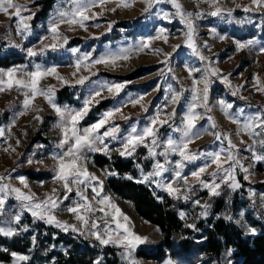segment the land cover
<instances>
[{
  "label": "rangeland",
  "instance_id": "rangeland-1",
  "mask_svg": "<svg viewBox=\"0 0 264 264\" xmlns=\"http://www.w3.org/2000/svg\"><path fill=\"white\" fill-rule=\"evenodd\" d=\"M40 0H13V3L23 5L20 15L25 19L23 23L28 25L27 30H22L17 34L19 18L14 15L15 9L9 8L8 13L0 12V47L2 53H15L23 61L9 68H0V72H7L9 69L18 68L23 71H35L39 65L41 69L55 67L57 73L64 78L67 83L57 80L54 76H46L39 82L41 89H47L50 85L54 88L53 102L65 110V119L61 122L52 106L45 100L44 96L37 95L30 107L25 111L23 106L24 90H5L0 92V129L4 130V135L0 136V186L9 185L5 210L0 214V227L12 228L15 233H26V238L35 236L34 223L42 222L47 227L52 228L61 234H68L67 238L82 241V248L87 246L101 252L110 249L115 252L118 263L116 264H165L172 261V264H217L205 254L200 253L198 247L203 239V232L197 230L198 224L205 223L210 218H222L237 226L244 235L255 236L264 232V160L257 161L253 157L264 156V127L252 129L251 134L243 130V126L257 112L264 113V93L257 90L264 87V52L260 51L264 47V7H257L251 0H178L185 13L191 12L188 17L191 20L194 33L193 40L197 50L206 57L200 60L193 53L192 48L187 46L188 27L181 22L177 15V10L168 0H129L132 4L130 8L117 7L121 0H106L102 6L91 9L89 15L96 13V18L85 22V28L79 25H69L61 23L59 25V39L53 40V34L49 28L53 23L59 22L60 11H70L72 5L70 0H57L46 19L35 22L36 13L40 10L37 5ZM151 2L148 12L144 8ZM219 7L221 13L212 16L210 13ZM115 8V11L110 9ZM248 8L249 11L244 9ZM231 10V14H229ZM196 13H200L197 17ZM167 14V15H166ZM22 28V24L20 25ZM163 30V33H161ZM161 35L157 39V35ZM167 37V42L164 40ZM224 37V39H220ZM67 38V43L64 42ZM249 40L255 43L249 47L238 50L237 43H247ZM55 43L57 48L53 51L50 47L43 54L39 50L45 45ZM144 43L149 47L142 51H137ZM62 45V46H61ZM180 45L173 52V47ZM33 49L38 54L28 56V49ZM159 51H156V50ZM75 50V51H73ZM129 56L127 60H117L115 64H93L92 61L107 57L109 55H119L125 52ZM171 53V55H167ZM87 57V59H85ZM77 61H81L79 69L76 67ZM211 69H217L213 75ZM191 70V75L189 71ZM75 73V75H73ZM18 72L17 76H22ZM80 77H88L84 84L76 81ZM223 77H227V83L223 82ZM254 77H258L260 83L257 84ZM208 83V100L204 104L203 89L204 81ZM201 81L195 85L196 95L199 100L193 101V81ZM103 84H123L124 87L118 94H112L107 88L101 90ZM231 85V86H229ZM242 85V87H240ZM64 91L70 96L72 103H58L57 92ZM96 91H101V95L96 97L98 103L89 105V111L83 119L79 121L78 129L80 134L83 130L90 128L103 118V114L115 108L121 111L116 113L108 124L99 129L97 135H103L109 127H118L115 138L104 137V144L107 151H93L85 147L81 150L83 159L80 163L85 166L88 172L95 174L103 182L101 195L110 198L123 216L118 217L121 223H126L131 231L141 237H147V241L138 244L134 250H127L124 244L102 245L92 235V232L99 231L100 235L107 238L104 225L108 224L112 229L111 236L116 238V225L112 216H105L103 212L94 211L83 213L89 224L83 225L75 216L67 212L68 207H75L77 203L83 201L76 195L78 190L76 185H71L72 191L67 193L65 199V189L63 183L54 180L57 161L54 156L62 155L67 151L69 145L63 148L59 146L63 139V132L58 124L68 125V111L80 110L84 106L85 99L89 98ZM233 91L236 92L233 95ZM179 94L177 103L172 102L173 94ZM142 97V99H141ZM244 97V99H241ZM133 100L140 103L135 106ZM223 101V107L221 105ZM195 104V113L199 114L194 133H199V137L193 135L191 143L188 144V151L197 156V159L183 161L181 175L187 177L190 186L187 191L188 199L183 196L179 198L171 196L168 192L158 186V182L168 183L173 181L176 171V163L181 160L178 153H168L167 157L160 155L164 152L166 142L169 138L182 144L183 118ZM142 105L144 107H142ZM227 105H232L226 108ZM147 109V111L144 110ZM224 108H226L227 115ZM175 110V114L171 115ZM21 112L25 114L20 115ZM159 114L161 120H167L163 125L157 123V144L152 145L151 138L144 144L136 146L131 155H120L123 151V143L132 128L135 127L137 133L149 126L152 118ZM39 116L40 119H35ZM128 117V119H124ZM211 117V121L208 119ZM87 120L90 123H86ZM235 120L236 123L232 121ZM212 121L215 127H212ZM216 133L220 134V139H216ZM225 134L236 145L231 149L239 164L234 167V175L240 187L233 190L228 185L222 183L221 178L224 172L218 173L215 182L220 183L218 191L220 195L213 196L209 190L197 183L191 175L201 167L207 166V170L202 174L201 179L211 183L216 172V165L211 163V158L202 153L221 152V161L226 159L228 154V140L224 139ZM69 135H71L69 133ZM243 141V143H241ZM19 142V143H17ZM72 141L70 140L69 144ZM96 148H102L99 141ZM149 147L155 149L156 155L149 154ZM5 149H8L5 151ZM139 151L145 152L144 161H138ZM94 155H101L109 160L113 155L127 161L133 160L134 165L130 172L118 174L109 166L99 168L93 161ZM167 160V163L165 162ZM31 161V162H30ZM156 163L165 164L167 169L160 177H151L143 181L144 176L154 171ZM234 162L224 163L225 169ZM242 168L247 169V172ZM109 173H115L111 175ZM24 177L27 187L20 183L19 177ZM247 176V179L245 177ZM128 177H131L129 179ZM110 178H119L126 181L142 184L146 186L159 201L168 199L172 202V209L183 225L193 231L191 247L182 250L174 247L173 253L166 250L165 256L160 261L146 260L137 257L138 250L163 241L160 230L140 218L134 211L132 205L117 197L107 189L106 183ZM79 186V190L88 197L95 209L103 207L105 211L114 212L108 206L97 204L92 197L95 195L92 186ZM185 191L183 179L176 181L175 185ZM11 188H20L25 194L34 193L36 200L45 198V194H52L60 201L59 208L50 213L62 223L74 225L78 231L73 232L71 228L64 231L62 228L49 224L46 220L37 219L31 212L23 207L22 202L16 199V194L11 192ZM53 189L55 193L53 194ZM97 191H100L97 188ZM5 191H0V197H4ZM200 205L207 204V215L202 216L204 211ZM221 201L223 208L219 213H215L216 202ZM183 212L182 219L180 213ZM242 214V215H241ZM20 216V221H15V216ZM128 217V221L124 220ZM226 216L232 220L225 219ZM95 221L98 229L91 227V221ZM239 221V223H237ZM22 223V224H21ZM194 225V227H188ZM255 229L254 233L248 231ZM123 235V230H119ZM0 237L10 238L0 235ZM56 238L55 235L52 237ZM86 242V243H83ZM60 245H56L58 247ZM53 249V248H52ZM131 254L128 255V252ZM6 248L0 246V264H13L14 258ZM63 256L69 255L67 247L60 246ZM19 255L29 256L25 253L15 252ZM3 259H7L4 261ZM28 261V260H27ZM27 261H17V264H24ZM102 255H98L92 264H100ZM228 259L226 264H231ZM52 264V263H50Z\"/></svg>",
  "mask_w": 264,
  "mask_h": 264
},
{
  "label": "snow or ice",
  "instance_id": "snow-or-ice-1",
  "mask_svg": "<svg viewBox=\"0 0 264 264\" xmlns=\"http://www.w3.org/2000/svg\"><path fill=\"white\" fill-rule=\"evenodd\" d=\"M156 2H161V0H156ZM173 7L177 10V15L180 17L181 22L185 23L188 27V33H187V46L192 48L193 53L199 57L200 60H205L206 57L200 54V52L197 50L195 42L193 40V33L194 28L192 25L191 20L188 19V17H191L193 13L188 12L185 13L182 10L181 4L178 2V0H168ZM205 2H211V0H205ZM70 3L72 5L70 11H60L59 12V22L53 23L49 31L53 34V40L59 39V25L61 23H67L69 25H79L81 28H85V22L88 20H92L96 18V13H93L92 15H89L91 12V9L96 6H102L106 3V0H70ZM251 3L257 7H264V0H251ZM132 4L129 2V0H121L120 3L117 4V7H123V8H130ZM23 5L15 4L13 3V0H0V12H4L5 14L8 13L9 8L15 9L14 15L19 18V24L17 28V34H21L22 30H27L28 25L26 23H23L25 19H30L31 17L25 18L20 15L21 10L23 9ZM151 7V2L148 4L147 7L144 8L145 12L149 11V8ZM111 11H115L116 9H110ZM245 11H249L248 8L244 9ZM221 13V9L217 7L215 11H212L210 15L217 16ZM229 14H231V10H229ZM167 15V14H166ZM197 17L200 16V13H196ZM22 24V28L20 25ZM161 33H163V30H161ZM157 39L161 38V35H157ZM165 42H167V37H163ZM220 39H224V37H220ZM64 42L67 43V38H64ZM255 41L249 40L246 44L245 43H237L236 47L238 50L243 49L245 47H249L253 45ZM62 46V45H61ZM51 48L53 51L56 50L57 45L55 43L51 45H45L43 48L39 50V54H43L47 48ZM148 43H144L140 48L137 49V51H142L144 48H148ZM180 45H175L173 47V52L176 51L177 48H179ZM75 51V50H73ZM125 52H122L119 55H109L107 57H102L100 59L93 60V64H115L117 60H127L129 56ZM156 51H159L158 49ZM261 52H264V47L260 48ZM38 53L34 51L33 49H28V56H36ZM171 55V53L167 54ZM87 59V57H85ZM81 64V61H77L76 67L79 69ZM22 72L23 75L18 77L17 73ZM211 72L213 75H216L218 70L217 69H211ZM75 75V73L73 74ZM189 75H191V70L189 71ZM46 76H54L57 80L67 83V81L64 80L62 76H60L55 67H51L48 69H41L39 65L36 66L35 71H23V69L18 68H12L9 69L7 72H0V92H3L5 90H11L15 88L16 90H24V101L23 106L25 111L30 107L32 101L36 98L37 95L44 96L45 100L52 106L56 114L60 117L61 122L65 119V110H62L60 107H58L53 102L54 97V88L53 86H49L47 89H41L39 87V82L42 78ZM88 77H80L76 83L78 84H84L85 80H87ZM256 80V83L259 84V78L254 77ZM201 81H193V101L199 100V97L196 95V88L195 85L197 83H200ZM204 83V97L203 101L204 104H207L208 100V81L205 79L202 81ZM223 82H228L227 77H223ZM231 86V85H229ZM124 87L123 84H103L101 86V90L104 88H107V91L112 94H118L121 89ZM242 87V85L240 86ZM258 91L261 93H264V87H258ZM233 95L236 94L235 91L232 93ZM101 95V91H96L93 95H91L89 98L85 99L84 106L80 110L76 111H68V125L66 126L63 123L58 124L57 127L61 128V131L63 132V139L60 140L59 146L63 148L65 145H69L67 151H64L62 155L54 156L53 159L57 161L56 164V170H55V176L54 180L58 182L63 183V188L65 189V199H67V193L72 191L71 185H76L78 190L76 192V195L81 198L83 201L82 204L77 203L75 207H68L66 210L67 212L73 214L75 218L80 221L83 225L89 224V219L83 214V213H92L94 211H100L103 212L105 216H112V220L116 225V231L117 235L116 238L113 239L111 236L112 229L108 224L104 225L105 232L107 234V238H104L100 235L99 231L92 232V235L100 242V244L105 245L109 243L113 244H124L125 248L127 250H134L135 247L138 244H143L147 241V237H141L139 235H136L133 233L126 223H121L118 217L123 216V213L120 211V209L111 202L110 198L107 196L102 197L101 199H96L101 195V191L103 189V182L98 179V177L88 172L87 168L83 166L80 161L83 159L81 155V150L85 147L89 148L93 151H107V145L104 144V137H113L115 138V133L119 131L118 127H109L107 131L103 133V135H97L99 132V129L104 127L106 124L109 123L111 118L121 111L120 108H115L113 110L107 111L103 114V118L100 119L96 124L92 125L90 128H86L83 130V134H80V130L78 129V124L81 119L84 118L85 115H87L89 111V105H91L93 102L98 103L99 101L96 100V97ZM142 99V97H141ZM180 99L179 94H173L172 96V102L177 103ZM241 99H244V97H241ZM140 103L139 100H133L132 104L135 106L136 104ZM223 107V101L220 102ZM142 107H144L142 105ZM232 105H227L226 108H230ZM226 108H224L225 114L227 115ZM195 104L192 105V107L189 109V112L184 116L183 118V128L177 129L179 131H182V144H178L175 140L169 138L165 145L164 152H161L160 155H163L167 157L168 153H178L181 157V160L176 163V171L174 173V179L171 182L163 183L158 182V186L164 188L169 195L179 198L180 196H183L184 199H188L187 191L189 190L190 186L188 184V179L185 176L181 175L180 169L183 168V161H191L197 159V156L195 154H192L188 151V144L191 143L193 135L199 137V133H194V129L196 128V121L198 119H201L199 114L195 113ZM145 111H147L146 108H144ZM25 114L24 112H21L20 115ZM175 114V110H173V113L171 115ZM35 119H40L39 116L35 117ZM124 119H128V117H124ZM208 119L211 121V117H208ZM233 123H236L235 120L232 121ZM159 123L163 125L164 123H167V120H161L159 114H157L154 118H152L151 123L149 126H146L141 132L137 133V130L135 127L132 128L131 133L126 138L125 142L123 143V151L120 152V155H131L132 152L135 150L136 146L144 144L147 146L146 141L148 138H151L152 145L157 144L156 136H157V129L155 128V125ZM212 127H215V122L212 121ZM256 127H264V113L257 112L252 117L249 118V121L243 126V130L251 134L252 129ZM69 133L71 135H69ZM4 135V130L0 129V136ZM216 139H220V134L216 133ZM224 139L228 140V154L226 159L221 161V152L224 151V149H221V152H212V153H202V155H207L211 158V163L216 165V172L211 173L213 176V181L211 183L205 182L203 179H201V176L203 173L206 172L207 166L201 167L198 171L193 172L191 175L195 178L196 182L201 184L204 188L209 190V194L213 196L220 195V192L218 189L220 188V183L215 182V177L220 172H224L225 176L221 178L222 183H229V187L233 190L240 187V184L236 181L235 175H234V167L236 164H239V160L236 159L231 149L236 148V145L232 143V141L228 138V136L225 134ZM70 140L72 141L70 144ZM99 141L101 145H103L102 148H96L95 144ZM19 143V142H17ZM243 143V141H241ZM262 144H264V141H262ZM8 149H5L7 151ZM149 154L151 156H155L156 152L153 147H149ZM253 157L255 160L260 161L264 160V156L257 155L255 152L253 153ZM31 162V161H30ZM167 163V160L165 161ZM228 162H234L229 168L225 169L223 167L224 163ZM167 169L165 168V164L156 163L154 165V171L147 176H144L143 181L144 182L149 180L151 177H160L163 172H165ZM243 171L247 172V169L242 168ZM111 175H115V173H109ZM131 179V177H128ZM5 179V177H0V180ZM183 179L184 185H185V191L182 193L181 189L177 186H174L176 181ZM247 179V176L245 177ZM20 183L24 185V187H27V183L24 179V177H19ZM95 181L96 184L92 186V191L95 193V195L92 197L93 200L96 201L97 204L100 205H107L108 208L114 210V212H108L105 211L103 207L99 209H95L92 205V203L88 200V197L84 195L83 192L79 190V186L83 185L85 188L88 187L91 182ZM9 185H2L0 186V191H5L4 197H0V214H2L5 210V203L7 198V189H9ZM97 188L100 189V191H97ZM55 189H53V194L55 193ZM11 192L16 194V199L22 202H26L23 204V207L28 209L32 216L37 219L46 220L49 224H55V226L62 228L64 231H67L69 228L73 232L78 231L77 227L74 225H68L67 223H62L56 219L54 215H51L50 213L54 212L59 208L60 201L56 198H54V195L52 194H45V198L41 200H36L34 193L25 194L20 190V188H11ZM197 205H200V202L197 200L195 201ZM204 211L201 212L202 216L207 215V204L200 205ZM184 213L181 212L180 216L183 219ZM242 215V214H241ZM225 219L232 220V217L226 216ZM124 220L128 221V217L124 216ZM15 221H20V216H15ZM239 223V221H237ZM91 227L93 229H98L97 223L93 220L91 221ZM188 227H194V225H188ZM123 230V235H121L119 230ZM249 232L254 233L255 229L249 228ZM15 233V230L12 228H5L0 227V235L11 237ZM231 250H229L230 254ZM131 254V251L128 252V255ZM12 257L14 258L13 264H17V261H27L29 258L27 256L19 255L15 252L11 253ZM131 264H135V262H131ZM165 264H172V261H166Z\"/></svg>",
  "mask_w": 264,
  "mask_h": 264
},
{
  "label": "trees",
  "instance_id": "trees-1",
  "mask_svg": "<svg viewBox=\"0 0 264 264\" xmlns=\"http://www.w3.org/2000/svg\"><path fill=\"white\" fill-rule=\"evenodd\" d=\"M57 0H40V10L36 13L35 22L47 18ZM23 61L15 53H2L0 47V68H9ZM58 103H72L70 96L64 91L57 92ZM86 123H90L88 120ZM138 161L143 162L145 152H138ZM93 161L99 168L109 166L112 170L122 175L131 171L133 160L124 161L113 155L111 160L94 155ZM106 187L117 197L129 202L135 213L144 221L156 226L163 235V241L149 244L148 247L138 250L136 255L146 260L160 261L165 256V251L173 253L174 247L188 250L191 247L190 241L195 231L185 227L177 217L167 198L159 201L156 196L144 185L126 181L119 178L107 180ZM223 205L221 201L216 202L215 213H219ZM22 224V223H21ZM197 230L203 232V242L197 246L200 253L205 254L217 264H226L228 259L231 264H264V232L255 236L244 235L234 224L222 218H210L203 224H198ZM35 236L26 238V233H16L10 238L0 237V246L9 251L25 253L29 259L24 264H92L98 255H102L100 264H116L118 258L110 249H104L101 254L89 248L83 249L81 242L74 238H67L68 234L57 236L58 232L47 227L42 222L34 223ZM56 238H52V237ZM86 243V242H83ZM61 247H67L69 255L63 256ZM53 248V249H52ZM229 250H231L229 254ZM1 256V254H0ZM0 260H2L0 258ZM7 261V259H3Z\"/></svg>",
  "mask_w": 264,
  "mask_h": 264
}]
</instances>
